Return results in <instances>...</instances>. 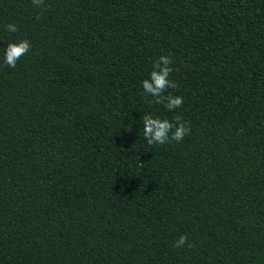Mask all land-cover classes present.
<instances>
[{
  "label": "trees",
  "instance_id": "16d2710c",
  "mask_svg": "<svg viewBox=\"0 0 264 264\" xmlns=\"http://www.w3.org/2000/svg\"><path fill=\"white\" fill-rule=\"evenodd\" d=\"M44 2L0 0V264H264V0ZM144 113L191 131L150 146Z\"/></svg>",
  "mask_w": 264,
  "mask_h": 264
},
{
  "label": "clouds",
  "instance_id": "9594fccd",
  "mask_svg": "<svg viewBox=\"0 0 264 264\" xmlns=\"http://www.w3.org/2000/svg\"><path fill=\"white\" fill-rule=\"evenodd\" d=\"M35 8H45L44 0H31ZM39 18V15L37 16ZM4 28L9 33L19 31L15 23H8ZM31 49V42L28 39H21L16 42L9 41L4 51V64L10 68H15L17 61L28 54ZM173 61L170 56L161 55L153 61L152 70L149 77L144 79L141 84L145 94L152 97V104L163 105L168 111H175V109L183 105V97L174 96L168 89H176L177 83L170 80L169 77L174 71L172 67ZM143 123V137L146 139L148 145L158 144L163 145L172 141L180 142L191 131L190 126L182 121L179 116H175L172 120L153 116L150 113H144L141 117ZM191 247L188 243V236L186 234L180 235L176 240L174 247L180 248L185 245Z\"/></svg>",
  "mask_w": 264,
  "mask_h": 264
}]
</instances>
